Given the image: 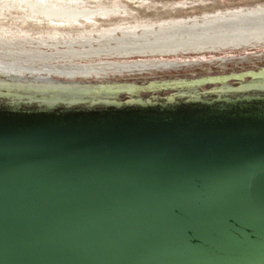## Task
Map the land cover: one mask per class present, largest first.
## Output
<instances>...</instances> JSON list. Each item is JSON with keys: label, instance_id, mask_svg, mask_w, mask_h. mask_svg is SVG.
<instances>
[{"label": "water", "instance_id": "95a60500", "mask_svg": "<svg viewBox=\"0 0 264 264\" xmlns=\"http://www.w3.org/2000/svg\"><path fill=\"white\" fill-rule=\"evenodd\" d=\"M0 264H264V50L0 65Z\"/></svg>", "mask_w": 264, "mask_h": 264}, {"label": "rangeland", "instance_id": "374dc122", "mask_svg": "<svg viewBox=\"0 0 264 264\" xmlns=\"http://www.w3.org/2000/svg\"><path fill=\"white\" fill-rule=\"evenodd\" d=\"M86 1H88V5H95L99 3V1L106 3V5H110V3L114 2L121 4L126 3L130 10H132L131 16L142 14L141 16H145L143 20L146 23L151 20V17L161 20L167 19L168 21L175 19V17L177 19L183 17L196 18L189 19L186 22L184 21L182 24H184V26H189L184 29H173L171 31L163 30L160 29L161 25L157 24L152 27L154 30L150 33H144V30L139 29L135 33L129 35L126 32L118 30L113 33L111 38L102 39L98 42L87 41L81 43L77 41L79 43H59L53 46H49V44L31 45V41H17L8 36V38L6 37L7 39L0 40L2 49L35 50L43 53L52 52L56 53L57 57L68 53L74 55H71V57L67 59H50L46 56L41 59L40 57L34 56V58H31V62L33 63H43V59H45V64H53L51 62L54 61L69 60L71 65L96 64L98 66H112L114 64H125L127 62L138 61H150L146 63L149 65H155L161 61H197L203 60L204 58L209 59L213 56H227L264 50V12H262L261 15L245 17L249 11L260 7L257 4H264V0ZM179 2H183L182 5H178L177 3ZM228 8L233 9L221 10L219 14L212 13V15L207 14V18L203 17L206 13ZM21 12L20 9L17 10V13L20 15L23 14ZM225 17L231 20L226 22L219 21ZM138 18L139 17H136V19ZM127 19L131 22L136 20L135 17H128ZM208 19L219 20L211 21L208 25H204V22ZM5 21H0V24L8 28L21 25L23 28L22 24L18 22ZM112 23H115V21H112ZM198 23H200V25H198ZM101 24L106 25L104 22H101ZM58 37L57 40L61 42L63 37L60 35ZM97 37L98 36L95 34L93 39H97ZM67 38L69 39V37ZM182 47H184V49H182ZM154 49H158V51H154ZM128 51H130V53H128ZM60 53H63V55ZM122 53H124V55H122Z\"/></svg>", "mask_w": 264, "mask_h": 264}, {"label": "bare ground", "instance_id": "6f19581e", "mask_svg": "<svg viewBox=\"0 0 264 264\" xmlns=\"http://www.w3.org/2000/svg\"><path fill=\"white\" fill-rule=\"evenodd\" d=\"M86 0H0V21H10L14 23L22 24L17 27L8 28L0 24V40H5L10 36L17 41H31V45H42L49 44H68L70 42L81 43L87 41L98 42L102 39H109L112 37L115 31L126 32L127 34H133L137 30L142 29L144 33L152 32V27L160 24V29L173 30V29H184L189 26H184V21L196 17L188 18H176L172 20H161L151 17L149 22H145V16H131L130 8L126 3H110L106 5L104 2H100L95 5H88ZM183 2L177 3L182 5ZM173 4V3H171ZM260 6L252 11H249L245 17H253L261 15L264 12V4H257ZM21 10L23 14H18L17 10ZM219 9L210 13H206L203 17L207 18V14L220 13ZM4 11V14H3ZM169 12V11H166ZM160 13V12H159ZM158 13V14H159ZM244 15V14H243ZM128 17H139L134 22L128 20ZM219 19H208L204 22V25H208L211 21H217ZM231 19L225 17L219 21L226 22ZM111 21V22H110ZM115 21V23H112ZM6 22V21H5ZM101 22L106 23L102 25ZM109 22V23H107ZM200 25V23H198ZM97 35V39H93L94 35ZM63 37L60 42L57 39L58 36ZM127 36V35H125ZM7 37V38H6ZM69 37V39L67 38ZM121 37V36H120ZM4 38V39H2ZM74 38V39H71ZM85 39V40H84ZM237 41V40H236ZM258 46V45H257ZM0 65L17 67L21 69H60V68H101V67H143V66H166L178 63H184L183 61H161L155 65L146 64L150 61H138V62H127L125 64H114L112 66H98L96 64H84V65H71L69 60H60L51 62L53 64L33 63L31 58L34 56L40 57L41 59L45 56L50 59H67L72 54L68 53L63 56H58L52 52H40L33 50H10L2 49L0 45ZM259 48V46H258ZM184 49V47H182ZM240 49V48H238ZM256 49V48H254ZM242 50V49H241ZM158 51V49H154ZM209 51V50H208ZM236 51V50H235ZM220 52V51H219ZM58 53V52H57ZM130 53V51H128ZM209 53V52H208ZM124 55V53H122ZM74 56V55H72ZM144 56V55H143ZM125 57V56H124ZM141 57V56H140ZM221 57V56H213ZM128 58V57H127ZM207 59V58H204ZM50 61V60H49ZM194 61V60H193ZM42 62V61H40ZM190 62V61H186ZM59 63V64H54ZM67 63V64H65ZM64 64V65H62ZM105 65V63H104ZM25 66V67H20ZM31 67V68H29Z\"/></svg>", "mask_w": 264, "mask_h": 264}]
</instances>
